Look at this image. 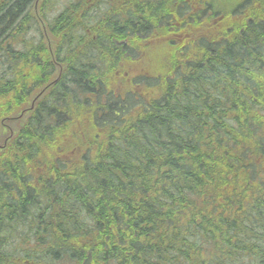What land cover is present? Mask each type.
I'll return each instance as SVG.
<instances>
[{"label":"trees","instance_id":"obj_1","mask_svg":"<svg viewBox=\"0 0 264 264\" xmlns=\"http://www.w3.org/2000/svg\"><path fill=\"white\" fill-rule=\"evenodd\" d=\"M52 1L0 0V264H264V1Z\"/></svg>","mask_w":264,"mask_h":264},{"label":"flooded vegetation","instance_id":"obj_2","mask_svg":"<svg viewBox=\"0 0 264 264\" xmlns=\"http://www.w3.org/2000/svg\"><path fill=\"white\" fill-rule=\"evenodd\" d=\"M261 1H264V0H245V3H248V4H250V3H255V2H257V3H260ZM214 2V1H213ZM260 4H262V3H260ZM249 6H246L245 8H243L242 9V13H241V15H243V18H244V20H245V23L244 24H242L241 26L243 27V25H245V24H247L250 20L251 21H253V22H255V19H257V18H255V19H252L253 18V16L248 12V10L250 9V8H248ZM128 13H131V11H128V12H126L123 16H122V18H124L126 15H128ZM238 19L240 18V16H238L237 17ZM255 23H257V22H255ZM232 24H235V23H232ZM239 24H241V23H239ZM256 26H259L258 24H256ZM237 28H238V26L235 28V26L234 25H232L230 28H229V31H230V39L231 40H235V38L237 37V35L238 34H241L239 31H237ZM243 30V29H242ZM252 35V34H251ZM250 35V33H248L247 34V36H246V38L247 37H249V36H251ZM251 37H253V36H251ZM256 41H259V43H258V45H262V46H264V42H263V39L261 38V37H253ZM247 41L248 42H250L248 39H247ZM120 42H114V45L115 46H117V47H119L120 46Z\"/></svg>","mask_w":264,"mask_h":264},{"label":"rangeland","instance_id":"obj_3","mask_svg":"<svg viewBox=\"0 0 264 264\" xmlns=\"http://www.w3.org/2000/svg\"><path fill=\"white\" fill-rule=\"evenodd\" d=\"M68 1H72V0H53L52 3L53 4H48L49 7L54 8L55 10L63 8L64 4L67 3ZM75 1V0H73ZM220 4L217 3L216 1L211 3L210 7H216V8H220ZM28 33V30H27ZM32 36V32H30V34L28 35V37L31 38ZM150 56L154 55V54H149ZM159 61H156L155 59H151L149 61H145V66L148 68H144L143 70L140 71L139 76L141 77H148L149 75H151V70L149 68H153L154 69V65H156ZM151 82H155L154 79L151 80ZM153 85V83L151 84Z\"/></svg>","mask_w":264,"mask_h":264}]
</instances>
